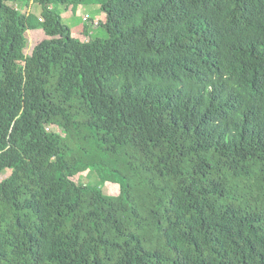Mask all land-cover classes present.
Segmentation results:
<instances>
[{
    "label": "trees",
    "instance_id": "1",
    "mask_svg": "<svg viewBox=\"0 0 264 264\" xmlns=\"http://www.w3.org/2000/svg\"><path fill=\"white\" fill-rule=\"evenodd\" d=\"M96 1L0 0V264H264V0Z\"/></svg>",
    "mask_w": 264,
    "mask_h": 264
},
{
    "label": "rangeland",
    "instance_id": "2",
    "mask_svg": "<svg viewBox=\"0 0 264 264\" xmlns=\"http://www.w3.org/2000/svg\"><path fill=\"white\" fill-rule=\"evenodd\" d=\"M84 12L87 14L83 15H78L74 17L73 19L67 14L68 11H66L68 8L65 6L59 5L57 6V9L60 11L62 15V22L67 24L72 31L73 37L77 38L81 42H89L95 39H102L104 41L106 40H111L113 41L112 43H117L116 38H110L105 29L99 24L98 21V16L97 14L100 13L102 14V10L100 9V5L95 4L96 0H84ZM89 19V20H88ZM85 24H89V29L88 32H85V29H80L79 32V27ZM42 29V30H41ZM76 35V36H75ZM45 36V37H44ZM27 45L25 47V52L26 54L30 55L34 49V44L36 45L35 42H38L37 40L40 41V39L48 37V34L44 30V28H39L35 30H29L27 32ZM80 38H83L81 40ZM4 44H7V46H10L12 41L9 40H1ZM119 42V41H118ZM5 48V47H4ZM50 130H55V131H60L58 127H49ZM2 155L4 156V149L3 146L0 144V158H2ZM46 153L42 152L38 155L33 156V161L34 162H39L42 159L46 157ZM12 169H8L5 171V173L0 174V181L3 180L4 178L8 177L11 175ZM73 179L75 181L81 182L85 184L86 186L93 187V186H98L101 187L106 193L109 194H123L124 192V186L115 184V183H103L97 172L94 170H83L77 173Z\"/></svg>",
    "mask_w": 264,
    "mask_h": 264
},
{
    "label": "crops",
    "instance_id": "3",
    "mask_svg": "<svg viewBox=\"0 0 264 264\" xmlns=\"http://www.w3.org/2000/svg\"><path fill=\"white\" fill-rule=\"evenodd\" d=\"M95 4L100 5L98 1H96ZM82 8H84V4H81V5L77 6V7L70 6L66 11H68L67 14L73 19L74 17H76V16H78L80 14L83 15V16L85 14H87L86 12H84V10H82ZM26 10H35L38 13L40 12L39 7H37V6H32V7H29V8H25L24 11H26ZM97 16H98V18H97L98 21L99 20H101V21H105L106 20V14L103 11H102V14L98 13ZM80 29L81 30L84 29V25L79 27V29H78L79 32H80ZM80 39L83 40V38H80ZM37 41H39V40H37ZM35 43H37V42H35ZM34 46H35V44H34Z\"/></svg>",
    "mask_w": 264,
    "mask_h": 264
}]
</instances>
